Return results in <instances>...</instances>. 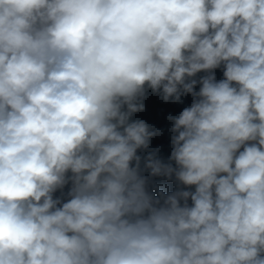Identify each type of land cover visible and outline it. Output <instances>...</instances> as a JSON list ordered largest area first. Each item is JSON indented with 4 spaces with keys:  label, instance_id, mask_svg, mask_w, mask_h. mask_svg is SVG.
Returning <instances> with one entry per match:
<instances>
[{
    "label": "clouds",
    "instance_id": "9594fccd",
    "mask_svg": "<svg viewBox=\"0 0 264 264\" xmlns=\"http://www.w3.org/2000/svg\"><path fill=\"white\" fill-rule=\"evenodd\" d=\"M0 264H264V0H0Z\"/></svg>",
    "mask_w": 264,
    "mask_h": 264
},
{
    "label": "trees",
    "instance_id": "16d2710c",
    "mask_svg": "<svg viewBox=\"0 0 264 264\" xmlns=\"http://www.w3.org/2000/svg\"><path fill=\"white\" fill-rule=\"evenodd\" d=\"M215 73L216 80L224 79L223 71L224 66L221 65L219 68L213 70ZM208 73L199 72L196 76L189 79L200 80L202 76ZM202 85L198 82L194 88L196 92L200 90ZM162 89L153 92L152 89L146 87L145 97L142 99L144 104V110L133 113L129 119V122L136 120H143L150 126V130H159L160 134L151 138L148 148L137 149V155L141 157L140 160V175L147 178L146 190L153 196L158 197L160 193L165 196L177 191L178 189L195 191V186H185L180 184L175 175L169 179L165 176H153L151 170L146 168L147 157L149 154H154L156 159H159L165 164L171 163L173 167H176L175 162L170 160L171 152L173 150L172 137L176 133L172 132L173 120L169 117H178L179 114L185 109L192 105L194 99L191 94H182L179 102H173L172 98L165 102L162 98ZM126 110V106H125ZM252 143V142H249ZM243 150V148H241ZM135 161L131 162V166H135ZM70 176L71 173H68ZM71 188V183L67 184L63 189H58L54 194L53 198H60L62 202H67L70 197L68 191ZM163 203V200H161ZM183 204V201H181ZM189 206L192 205L191 200H188ZM60 205H58L59 207Z\"/></svg>",
    "mask_w": 264,
    "mask_h": 264
}]
</instances>
